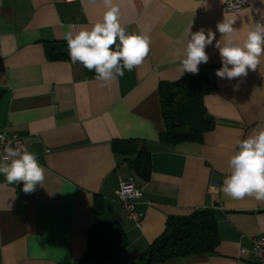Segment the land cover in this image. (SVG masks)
Returning a JSON list of instances; mask_svg holds the SVG:
<instances>
[{"label":"crops","instance_id":"obj_1","mask_svg":"<svg viewBox=\"0 0 264 264\" xmlns=\"http://www.w3.org/2000/svg\"><path fill=\"white\" fill-rule=\"evenodd\" d=\"M227 0H125L127 32L150 37L143 64L100 87L95 73L69 60H51L46 41L102 20V0H0V126L22 137L45 171L43 185L25 193L23 182L9 184L0 174V264H77L97 222H118L127 246L105 262L136 263L164 232L170 216L196 210L217 211L220 241L214 251L167 259L157 264H250L253 239L264 235V202L234 200L220 190L229 174L227 161L238 139L264 127V57L244 78L221 79L215 40L206 47L199 72L214 74L216 88L204 95L214 126L202 141H166L160 84L181 75L185 35L203 29L221 39L224 15L243 40L248 26L261 20L264 2L241 10ZM264 22V21H262ZM212 82V81H211ZM239 84L238 90L233 85ZM143 141L152 160L148 180L140 178L117 140ZM121 181L143 186L138 208L142 221L129 218L115 194ZM216 191H212V186ZM100 199L101 213L95 200Z\"/></svg>","mask_w":264,"mask_h":264},{"label":"clouds","instance_id":"obj_2","mask_svg":"<svg viewBox=\"0 0 264 264\" xmlns=\"http://www.w3.org/2000/svg\"><path fill=\"white\" fill-rule=\"evenodd\" d=\"M88 2L95 3L96 0ZM143 2L147 8L151 0ZM102 3L105 8L102 20L90 28L69 26L63 39L67 42L71 63H79L88 71L94 70V79L100 87H105L124 76L125 70L131 72L143 64L150 53V37L143 32H127L121 12L125 0H102ZM235 21V17L224 15L222 22L217 23V31L221 34L219 40L211 30L206 34L203 29L191 32L189 28L180 60L181 75L199 73L198 66L209 60L205 49L212 46L214 40L222 63L215 72L217 77L232 80L246 77L249 70L255 71L264 57V13L260 21L248 26L243 40L238 38L237 29L233 27ZM238 88L239 84L233 85L234 90ZM5 139L6 135L0 134V143ZM235 148L227 161L229 174L220 190L234 200L247 197L264 202V127L238 139ZM3 153L0 174L9 184L23 182L26 194L35 191L37 184L43 185L45 171L35 152L22 143L16 142L13 146V142L8 141ZM211 190L216 191V186L213 185Z\"/></svg>","mask_w":264,"mask_h":264},{"label":"trees","instance_id":"obj_3","mask_svg":"<svg viewBox=\"0 0 264 264\" xmlns=\"http://www.w3.org/2000/svg\"><path fill=\"white\" fill-rule=\"evenodd\" d=\"M129 33V32H128ZM46 54L51 60H70L66 40L46 41ZM93 73L94 70L92 71ZM211 80L205 73L188 74L175 82L160 84V96L166 122L162 138L176 143L183 140L202 141L205 131L213 128L207 119L204 95L211 89ZM116 153L124 156L128 165L143 180H148L152 170L150 152L138 139L117 140ZM100 199L95 207L102 212ZM217 211L213 208L196 210L187 216H170L164 232L143 252L136 263L157 264L167 259L194 253L211 252L220 241ZM88 248L77 264L105 262L122 251L128 244L123 228L118 222H97L89 229Z\"/></svg>","mask_w":264,"mask_h":264},{"label":"built area","instance_id":"obj_4","mask_svg":"<svg viewBox=\"0 0 264 264\" xmlns=\"http://www.w3.org/2000/svg\"><path fill=\"white\" fill-rule=\"evenodd\" d=\"M252 0H227L225 8L227 10L238 11L243 7L250 5ZM0 134H5L6 139L0 143V157L3 156L4 145L8 141L25 144L22 137L16 133H10L4 126H0ZM144 195L143 186L134 181H121L119 188L116 191L115 199L121 205L124 212L129 218L134 220L137 225L141 224L142 212L139 210L138 205ZM253 252L255 259L250 264H264V235L257 236L253 239Z\"/></svg>","mask_w":264,"mask_h":264},{"label":"water","instance_id":"obj_5","mask_svg":"<svg viewBox=\"0 0 264 264\" xmlns=\"http://www.w3.org/2000/svg\"><path fill=\"white\" fill-rule=\"evenodd\" d=\"M208 76H209L210 80L212 81V84H211L212 88H216V82H215L214 74L209 73ZM206 117L208 120H213V117L210 114H207Z\"/></svg>","mask_w":264,"mask_h":264}]
</instances>
